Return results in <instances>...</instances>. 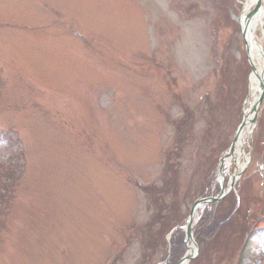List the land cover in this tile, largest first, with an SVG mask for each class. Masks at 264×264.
Returning a JSON list of instances; mask_svg holds the SVG:
<instances>
[{
    "label": "rangeland",
    "instance_id": "1",
    "mask_svg": "<svg viewBox=\"0 0 264 264\" xmlns=\"http://www.w3.org/2000/svg\"><path fill=\"white\" fill-rule=\"evenodd\" d=\"M245 1L0 0V264L164 263L169 226L239 166L203 184L252 103ZM250 111L253 176L202 209L193 264H264Z\"/></svg>",
    "mask_w": 264,
    "mask_h": 264
},
{
    "label": "bare ground",
    "instance_id": "2",
    "mask_svg": "<svg viewBox=\"0 0 264 264\" xmlns=\"http://www.w3.org/2000/svg\"><path fill=\"white\" fill-rule=\"evenodd\" d=\"M258 0H247L244 4V15L242 17V31L245 35V43L247 46V49L250 54V59L253 65L255 66V71L252 73L250 78V88H251V95L254 98V101H257L258 95H259V89H260V82L261 79L264 78L263 75V58L264 55H262L261 51L257 47L258 45V27L260 26V23L263 20L264 17V9L261 12L253 14L251 18H247V15L253 13V8L256 5ZM262 3H264V0H261ZM245 125L246 129L243 131L239 137L237 145L235 146V150L233 154L228 157V160L226 161L225 165H231V164H237L238 162H241V147L245 145L247 141V133L251 130L250 124L253 116V112L248 111L245 112ZM242 163V162H241ZM224 178V177H223ZM225 179V178H224ZM191 253H193L194 248L189 250Z\"/></svg>",
    "mask_w": 264,
    "mask_h": 264
},
{
    "label": "trees",
    "instance_id": "3",
    "mask_svg": "<svg viewBox=\"0 0 264 264\" xmlns=\"http://www.w3.org/2000/svg\"><path fill=\"white\" fill-rule=\"evenodd\" d=\"M208 219H210V217H208V218H204L203 221H202V224H204L205 222H207ZM213 232H217V230H216L215 228L212 229V230H211V233H210L209 236H212V235H213ZM201 235H202V238L207 239V237L205 236V234H202V233H200V231H198L197 236L199 237V239H198L199 242H202V239H201V237H200ZM215 235H216V233H215ZM179 240H180V239H179ZM209 240H210V239H209ZM180 241H181V240H180ZM180 241H177V242L174 243L173 249H175L176 246L178 245V246H179V247H178V250H179V251H176V254H175V251L173 252L172 256H175V257H174V259L171 260L170 264H178V262L180 261V259L183 257V255H184V253H185V249H184L183 247H180L181 244H182ZM203 244H204V242H203ZM182 245H183V244H182ZM212 246H213V245H212ZM193 262H194V261H193ZM193 262H192L191 264H193Z\"/></svg>",
    "mask_w": 264,
    "mask_h": 264
},
{
    "label": "water",
    "instance_id": "4",
    "mask_svg": "<svg viewBox=\"0 0 264 264\" xmlns=\"http://www.w3.org/2000/svg\"><path fill=\"white\" fill-rule=\"evenodd\" d=\"M188 258H185L180 264H184Z\"/></svg>",
    "mask_w": 264,
    "mask_h": 264
}]
</instances>
